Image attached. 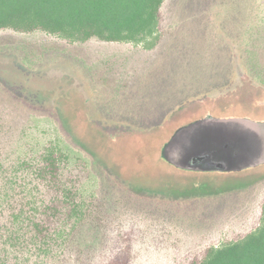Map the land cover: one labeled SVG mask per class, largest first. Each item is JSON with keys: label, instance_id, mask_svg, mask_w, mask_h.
I'll return each mask as SVG.
<instances>
[{"label": "trees", "instance_id": "obj_1", "mask_svg": "<svg viewBox=\"0 0 264 264\" xmlns=\"http://www.w3.org/2000/svg\"><path fill=\"white\" fill-rule=\"evenodd\" d=\"M165 2L0 0V31L42 33L52 39L25 43L21 49L3 37L0 54H20L22 64L33 70L45 65L48 53L72 54V47L92 39L142 49L152 60L136 78L118 79L113 66L101 69L91 64L89 68L95 71V83L111 93L105 105L95 104L98 111L133 131L161 128L199 99L231 91L243 72L254 84L264 86V0H199L176 32L166 30ZM250 41L255 43L254 51H247ZM13 106L12 114L8 107L3 111L0 103V115L9 116L15 130L25 121L23 107ZM4 124L0 117V137L6 135ZM2 148L4 170L9 159ZM39 156L21 158L12 169L20 171L34 161L35 170L46 174L47 191H54L50 200L41 201L43 213L35 208L36 202L30 215L37 232L33 242L38 248L47 246L40 251L53 254L52 261L44 254L51 264H141L137 248L146 242L170 244L172 250L155 252H167L168 264H264V183L154 200L137 198L132 192L129 196L104 192L100 184L101 189L85 196L82 177L65 167L70 160L66 152L52 144ZM63 170L67 174H61ZM80 170L86 176L91 172ZM19 214L24 226H29L27 212H17L15 217ZM86 227L101 231L97 244L78 243L77 235ZM186 237L195 247L182 251L179 246Z\"/></svg>", "mask_w": 264, "mask_h": 264}, {"label": "rangeland", "instance_id": "obj_2", "mask_svg": "<svg viewBox=\"0 0 264 264\" xmlns=\"http://www.w3.org/2000/svg\"><path fill=\"white\" fill-rule=\"evenodd\" d=\"M197 1L166 0L163 7L166 30L176 32L191 14L188 12L192 7H197ZM3 37H9L21 49L25 43L52 40L42 33L24 35L0 31V39ZM254 44L250 41L247 51H254ZM71 50L72 54L48 53L45 65L33 70L22 64L20 54L13 51L0 54V103L3 111L8 107L12 114L16 109L13 105H21L25 121L12 130L9 116L0 115L7 123L4 124L6 135L0 137V149L3 147L2 152L9 159L4 170L0 165L1 264H51L44 260L45 253L48 261L53 260L52 253L40 251L47 246L38 248L33 242L37 232L30 215L34 209L31 206L36 202L35 208L43 213L41 201L50 200L54 191H47L46 174L35 170L34 161L20 171L12 169L17 160H32L52 144L70 156L65 167L82 177L83 194L92 195L101 189V184L104 192L128 196L133 195L132 192L138 194L137 198L145 196L154 200L264 183V166L232 174H196L181 172L160 156L162 146L183 122L208 114L264 120V86L254 84L250 76L243 72L234 89L199 99L175 113L161 128L133 131L126 123L104 118L102 109L101 113L98 111L95 104L105 105L111 93L95 83V71L89 68L91 64L101 69L113 66L118 79L127 75L136 78L148 68L152 56L130 44L104 43L97 39L77 44ZM82 54L88 56L87 60L82 59ZM246 55L250 58L248 52ZM10 138L14 139L13 143L9 142ZM77 168H90L91 172L86 176ZM66 172L63 170L61 174ZM38 182L42 185L37 187ZM24 211L29 215V226H24L20 214L15 217L17 212ZM77 236L78 243L84 247L97 244L101 231L86 227ZM32 247L36 251H32ZM179 247L183 251L195 244L186 237ZM172 248L170 244L146 242L137 248L139 261L141 264H168L167 252H155Z\"/></svg>", "mask_w": 264, "mask_h": 264}, {"label": "water", "instance_id": "obj_3", "mask_svg": "<svg viewBox=\"0 0 264 264\" xmlns=\"http://www.w3.org/2000/svg\"><path fill=\"white\" fill-rule=\"evenodd\" d=\"M160 156L179 170L196 173H235L263 166L264 120L208 114L175 130Z\"/></svg>", "mask_w": 264, "mask_h": 264}, {"label": "crops", "instance_id": "obj_4", "mask_svg": "<svg viewBox=\"0 0 264 264\" xmlns=\"http://www.w3.org/2000/svg\"><path fill=\"white\" fill-rule=\"evenodd\" d=\"M206 116V115H205ZM203 118V117H202ZM200 119V118H199ZM198 120V119H197ZM186 125V124H185ZM180 128V127H179ZM178 129V128H177ZM176 129V130H177ZM175 132V131H174ZM173 132V133H174ZM264 166V165H263ZM260 167H262V166H260ZM175 168V167H174ZM257 168H259V167H257ZM177 169V168H176ZM252 169H254V168H252ZM179 170V169H178ZM248 170H250V169H248ZM181 172H186V173H196V172H189V171H183V170H180ZM245 171H247V170H245ZM243 172V171H242ZM235 173H239V172H235ZM196 174H199V173H196ZM202 174H207V173H202ZM208 174H210V173H208ZM218 174V173H217ZM219 174H232V173H219Z\"/></svg>", "mask_w": 264, "mask_h": 264}]
</instances>
